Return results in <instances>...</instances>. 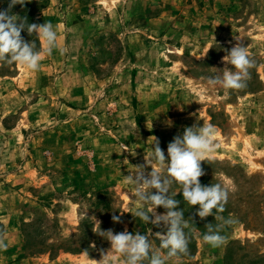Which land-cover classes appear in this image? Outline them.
I'll return each mask as SVG.
<instances>
[{
  "label": "rangeland",
  "instance_id": "obj_1",
  "mask_svg": "<svg viewBox=\"0 0 264 264\" xmlns=\"http://www.w3.org/2000/svg\"><path fill=\"white\" fill-rule=\"evenodd\" d=\"M0 10L20 18L21 40L42 54L35 70L0 59V198L19 223L15 264H99L107 255L124 264L109 230L144 236L148 256L137 264H150L167 256L170 220L156 217L169 211L181 213L188 250L165 264H264V0H25L10 9L0 0ZM45 22L56 32L50 54L28 31ZM237 44L252 61L246 87L209 85L236 71L224 57ZM208 124L219 147L200 161L198 180L228 196L223 212L202 218L167 173V146ZM154 139L164 166L149 156ZM155 168L170 181L171 209L136 195L137 176ZM209 225L225 237L218 247L203 240Z\"/></svg>",
  "mask_w": 264,
  "mask_h": 264
},
{
  "label": "clouds",
  "instance_id": "obj_2",
  "mask_svg": "<svg viewBox=\"0 0 264 264\" xmlns=\"http://www.w3.org/2000/svg\"><path fill=\"white\" fill-rule=\"evenodd\" d=\"M25 0H9V9L15 4H23ZM19 21V22H18ZM24 27L20 18L16 15H10L9 10H0V59L6 54H11L9 62H16L28 69L35 70L42 59L41 53H34L32 47L23 43L21 40V30ZM28 31H36L39 38L43 41V53L50 54L56 44V32L51 23L36 24L28 26ZM236 71H225L222 78L219 76L210 77L207 81L209 85L221 84L227 89H242L246 87V80L249 76L248 69L252 66L249 53L244 46L237 44L232 47L229 54L224 57ZM154 149L149 154L158 164L164 166L166 156L159 147V142L154 139ZM219 147L217 143L216 129L211 125H203L200 128L186 127L181 137H175L167 146V173L175 181L179 182L183 189V198L191 205H199V216L205 217L212 213L215 208L219 212L224 211V203L227 201V192L219 184H212L204 187L198 180L203 175V169L200 161L208 158L211 153ZM160 169L155 168L151 173L150 179H145L142 175L137 176V182L142 181V187L136 189V195L141 201L150 200L152 205H163L171 209L177 201L171 198H165L163 193L167 191L170 183L165 180L160 181ZM130 181L131 178L129 177ZM154 187L159 190V194H153L148 197L143 195V189ZM152 209L149 208L148 211ZM136 215L143 220L148 216L139 209ZM113 220L119 217L113 216ZM170 220L171 227L166 237H162L161 248L168 249L167 256H153L150 264H165V259L176 256L178 253H186L188 250V241L181 228V213L169 211L166 217H156ZM154 221V222H156ZM235 221L231 218L224 220L225 224H232ZM186 227V225H185ZM104 235L103 232L100 233ZM107 238L111 241L114 253L121 256L128 254V259L124 264H137L138 261L148 256L150 245L142 235L132 236L127 233H118L113 235L112 231L107 232ZM203 240L212 247L220 246L225 237L221 235L220 227L215 230L211 225L208 231L203 235ZM6 248V244L0 241V249ZM118 257L116 255L105 256L99 264H116Z\"/></svg>",
  "mask_w": 264,
  "mask_h": 264
},
{
  "label": "crops",
  "instance_id": "obj_3",
  "mask_svg": "<svg viewBox=\"0 0 264 264\" xmlns=\"http://www.w3.org/2000/svg\"><path fill=\"white\" fill-rule=\"evenodd\" d=\"M16 79H18V77ZM30 174H31V171H29V170L22 173L24 181L26 180V182H28V183L31 182L30 181ZM6 179L4 177H2V179L0 178V189L3 192L5 191L4 188L6 185V183H5ZM13 179H14V177H13ZM12 183H13V185H15V182H12ZM39 183H41V182H39ZM29 184H31V183H29ZM15 187H16V185H15ZM6 189H9L10 191H12V189L9 187H7ZM15 219H16V216L14 215V212L6 209L5 205H4V201L0 198V221L4 226V232L2 233L0 241H2L4 244H6V248L0 249V264H15L17 251H16L14 243L17 242V236L15 235L13 230H15V227L19 225V223H17L15 221ZM22 260H25V259H22Z\"/></svg>",
  "mask_w": 264,
  "mask_h": 264
}]
</instances>
